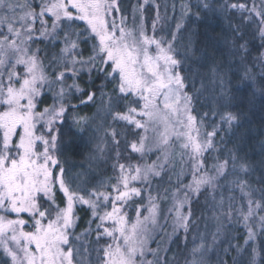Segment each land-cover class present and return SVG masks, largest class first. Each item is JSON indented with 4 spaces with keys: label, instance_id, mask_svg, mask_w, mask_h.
<instances>
[{
    "label": "snow or ice",
    "instance_id": "6c2138e0",
    "mask_svg": "<svg viewBox=\"0 0 264 264\" xmlns=\"http://www.w3.org/2000/svg\"><path fill=\"white\" fill-rule=\"evenodd\" d=\"M148 3L149 0H140L134 8V12L139 13L138 23L133 16V27L128 28L127 17H121L118 23L112 15L120 11L118 0H45L37 5L38 11L10 0H0V107L3 108L0 110V248L11 264H74L70 232L76 224L77 204L87 206L93 220L100 221L97 224L98 239L101 235L113 239V243L103 249V264H138V258H141L139 264H163L159 259H142L146 252L151 251L147 247L151 238L149 225L156 226L160 214L155 199L150 202L149 215L141 220L138 211L134 223L129 224L122 210L123 204L131 197L141 195V189L130 187L131 182L147 180L150 175L159 176L156 166L142 169L140 166L117 164L115 167L119 174L114 177L116 183L107 185L112 191L102 192L100 188L104 185L88 189L77 184L78 176H73L62 165L60 156L64 154V133L56 125L63 124L68 107L75 106L65 107L63 103H55L42 111H37V107L45 86L53 83L62 85L66 74L76 77L80 72L90 75L95 71L97 79L103 77L109 82L117 81L118 96H108L100 91L103 123L94 129L97 133L103 130V136L95 138L101 142L105 137L109 138L117 158L120 156L118 149L122 143L119 137L122 133L108 123L109 119L144 132L152 127L154 137L151 140L138 134L137 140L124 139L123 146L136 153L150 151L149 141L157 150L166 149L174 138L183 141L182 149L190 152L196 164L192 183L184 186L183 197L175 199L169 210L174 229L187 230L193 215L189 193L199 197L204 194L201 189L205 190L206 199L213 201L217 211L223 210L225 219L236 214L237 219L247 224L257 210L264 211V202L251 198L255 189L240 175H249L254 167L246 155L239 154L242 151L239 144L228 150L227 159L213 166L212 173L204 170L201 159L204 152L214 148L213 138L218 131L237 136L241 126L243 113L230 110L235 106L236 97L231 90H224L231 82L228 79L231 66L226 61H218L210 50L214 46L212 37L208 38L209 43L204 47H194L188 40L181 50L175 33L170 34V39L150 36L143 15L144 6ZM155 7L156 17L151 23L153 33L161 19L159 5ZM203 8L209 12L216 11L215 6L209 3H205ZM248 8L246 4L232 3L224 5L221 11L227 13L229 10ZM18 9L23 12L20 16L16 15ZM249 15L261 17L259 31L261 39H264V0H260L259 10L253 3ZM46 17L51 19L50 28ZM245 19L247 17L241 16V24ZM77 20L84 22L86 28L84 32L75 33L76 40L70 39L68 33L64 34L65 46L60 51L65 57L64 71L53 69V79L50 80L47 69L30 51L29 44L36 38L33 34L39 32L41 36L55 37L58 31H64V23ZM248 22L253 21L248 19ZM37 23L40 28L35 27ZM16 24L20 27H15ZM182 27V23H177V32ZM232 34L234 38L230 44L233 54L245 53L247 42L241 43L244 34L239 25L232 27ZM90 40L96 42L92 55L87 60L78 59L74 53L81 51L79 44H88ZM77 65H80L79 69ZM17 66L24 67L23 75L15 71ZM213 77L218 86H222L218 98L219 110L212 113L219 117V124L213 125V130L205 132L201 139V122L192 115L193 99L206 90L205 82ZM245 77L252 79L247 70L241 79ZM91 83L95 84V80ZM197 83L201 84L200 89L196 88ZM261 85V91H264V77H261ZM69 88L82 91L75 81ZM66 94L60 87L54 99L60 101ZM129 95L137 97L133 101L136 107L122 104ZM86 96L82 104L92 102L96 92H88ZM120 107H126V111H118ZM73 122L78 126L87 123L84 118ZM38 125L44 128L43 133L39 132ZM96 150H103L100 144H97ZM57 168L58 172L54 175L53 170ZM229 175L235 177L231 183L238 189H249L246 209L238 210L234 204L225 205L222 199L216 202L219 181L221 178L228 180ZM56 190L64 197V207L55 203ZM82 192L87 194V198ZM261 192V201H264V189ZM105 202H111V210L101 214L100 209L107 207ZM185 208L186 214L183 211ZM4 213L15 214L16 218L10 219ZM23 214H28L33 231H25L29 220L21 218ZM259 219L264 229V216ZM108 222H111V228L104 227ZM100 229H103L102 233ZM247 234L248 240H254L255 233L251 227L247 228ZM206 251L203 249L199 255L202 257ZM193 255H196L195 251ZM256 256L257 252L253 249L249 260L242 264H256ZM194 264H203V259L195 260ZM220 264L224 261L221 260ZM234 264H237L235 260Z\"/></svg>",
    "mask_w": 264,
    "mask_h": 264
},
{
    "label": "trees",
    "instance_id": "16d2710c",
    "mask_svg": "<svg viewBox=\"0 0 264 264\" xmlns=\"http://www.w3.org/2000/svg\"><path fill=\"white\" fill-rule=\"evenodd\" d=\"M28 1L37 11L39 10L37 5L45 2V0ZM139 2L140 0H118L121 15L127 17V21L136 16L138 23L139 13L134 12V8L138 6ZM205 3L214 5L216 11L209 12L204 9ZM232 3L246 4L249 8L242 11L229 10L227 13L221 11L224 5ZM253 3L259 10L260 0H149V3L144 6L143 15L146 31L150 36L155 35L157 39L161 37L170 39V34L175 33L181 50H183L182 45L188 40L194 47H204L209 43V37L214 38V46L210 50L218 61H226L231 66L228 74V79L231 82L227 83V88L224 89L231 90V93L236 97L235 106L230 110L242 112L243 117L237 136L223 131L217 132L213 138L214 148L204 152L201 157L204 170L212 173L213 166L227 159L228 150L232 149L235 144H239L242 150L239 154L246 155L254 167V171H251L249 175L244 176L242 173L240 175L255 189V194L251 198L258 202H264L261 201V190L264 189V163H262L264 162V91H261V77H264V39H261L259 31L261 17L249 15ZM155 5H159L161 19L153 33L151 23L156 17ZM241 16L247 17L243 24H241ZM248 19L253 22L249 23ZM177 23L183 25L179 32L176 30ZM73 25V29H66L69 27L64 23L62 27L66 30L63 33L76 37L75 33L84 32L85 28H82V24L73 22ZM237 25L240 26L241 32L244 34V41L241 43L247 42V51L243 54H233L231 49L230 41L234 38L232 27ZM128 26L130 27V24ZM56 37L49 36L37 43L29 44L36 46L34 53L38 58H43L44 66L51 61V54L62 49L60 41H55ZM93 42L90 40L88 44L80 43L86 57L89 56L88 53L95 44ZM18 68L21 69L20 66ZM108 70L110 71V68ZM245 70L251 74V80L246 77L241 79L244 77ZM18 73L23 75L24 68ZM233 73L237 75H233ZM51 75L52 78L53 72ZM97 76L98 73L95 71L90 75L80 72L76 84L82 91L69 89L65 95L66 99L61 102L65 107L69 105L75 107H68L64 123L57 124L56 127L61 128L64 133V154L60 156V159L65 169L70 170L73 176H78V184L83 187L92 189L104 185L100 191L111 192V188L107 185L116 183L114 177L119 174L115 167L117 164L144 168L151 164L157 165L162 159L157 158L159 151L136 153L131 151L130 147L123 146L125 138L129 141L137 140L136 134L146 136L149 130L144 132L123 122L113 123L109 119L108 123L122 133V136L119 137L122 143L121 148L118 149L119 158L116 157V151L112 150L109 138L105 137L103 142L95 138L103 136V130L99 133L94 131L103 123L100 91L103 90L112 97L119 95L116 90V80L109 82L103 77L97 79ZM93 80H95V84L91 83ZM205 83L206 90L202 94L198 93L193 99L192 111V114L197 116L198 121L201 122L199 125L201 139L205 132H211L212 126L219 122V117L212 118L214 116L212 113L219 110L218 98L222 90V86H218L214 77ZM196 88L200 89L201 84L197 83ZM88 92H96V96L92 102L82 104L81 101L87 99ZM136 99L137 97L134 95H129L122 104L136 107V104L133 103ZM55 103L60 102L54 99L45 86L44 95L38 103L37 111H42L46 107L50 108ZM117 110L126 111V107H120ZM98 113L101 115L98 116ZM205 113H209V115L205 116ZM81 118H84L87 123H81L78 126L73 122ZM81 128L84 131H79ZM39 132L43 133L44 128L39 129ZM97 144H100L102 151L96 150ZM195 164L196 161L192 156L187 160L182 156L181 151H177L171 157L163 160L159 176L153 175L147 181L144 180L145 182L136 181L137 184L134 181L131 182L130 187L141 189V195L131 197L122 206L129 224L137 220L138 211L139 218L143 219L153 199H155V203H160L157 224L154 227L149 225L151 238L148 242V249L151 251L146 252L142 259L146 261L159 259L163 264H192L194 244H203V248L207 249L202 257L199 255V259H203V264H220L221 260L224 261V264H234V260L237 264H242L243 261L249 260L253 249L257 252L256 264H264V229H262L259 219L264 216L262 210H257L256 215L247 224L243 220L237 219L236 214L225 219L222 215L223 210L217 211L213 207V201L206 199L207 193L201 189L204 194L199 197L189 193L193 215L187 230L174 229L169 209L175 199L183 197L184 186L192 183ZM229 171H231V163ZM234 178L232 175H229L228 180L221 178L216 202L218 203L222 199L225 205L234 204L238 210L246 209L249 189H238L231 183ZM86 181L87 183H85ZM81 194L87 197L86 193L82 192ZM41 202H44L43 199ZM63 202L64 197L56 190L55 203L63 207ZM45 206L47 207V205ZM183 211L186 214L187 208ZM23 216L25 220H29L26 227L32 230L28 214H23ZM75 216L76 224L71 232L70 240L75 251L74 259L77 256L79 258L82 253L88 258V264H102L103 249L112 244L113 239L106 235L97 238L99 222L93 220L92 212L87 206L77 204ZM104 227L109 226L104 225ZM248 227H251L255 233L254 240H248ZM100 232L102 233L103 229H100ZM77 237L78 239H76ZM140 259L138 258V264ZM0 264H11V260L7 258L1 248Z\"/></svg>",
    "mask_w": 264,
    "mask_h": 264
},
{
    "label": "rangeland",
    "instance_id": "374dc122",
    "mask_svg": "<svg viewBox=\"0 0 264 264\" xmlns=\"http://www.w3.org/2000/svg\"><path fill=\"white\" fill-rule=\"evenodd\" d=\"M10 2H12V3H14V4H18V5H27L30 9H35V7H33V4H31V3H29V1L28 0H10ZM36 10V9H35ZM23 14V12L22 11H20L19 9L17 10V13H16V15L17 16H20V15H22ZM115 18H116V20H117V22L119 23V20H120V18L121 17H123L122 15H121V10L117 13V12H113V14H112ZM46 20H47V22H48V26H49V28H50V25H51V19L50 18H48V17H46L45 18ZM75 23H80V24H82L83 25V27L82 28H86V24L84 23V22H82V21H79V20H77V21H75ZM65 24H67L68 25V27L69 28H66V29H73V26L74 25H76V24H74L73 25V22H66ZM128 24H130V27L128 26ZM15 27H17V28H19L20 27V25L19 24H16L15 25ZM35 27L36 28H40V24L39 23H37L36 25H35ZM126 27H128V28H131V27H133V24H132V20H130V21H127V23H126ZM81 28V27H80ZM63 29H64V27H63ZM66 29H64V30H66ZM64 34L65 33H63V32H59L58 31V33H57V35L56 36H58V37H56L55 38V41L56 40H58V41H60V44L62 45V48L65 46V44H64ZM36 38L31 42V44H33V43H37V42H39V41H41V40H43V39H45L46 37H49V36H41L40 35V33L39 32H36V33H34L33 34ZM69 35V37H70V39H72V40H76L77 38L76 37H74V36H70V34H68ZM54 38V37H53ZM93 43H96L95 41L93 42ZM29 48H30V51H31V53H34V51H35V49H36V46H34V45H32V46H30L29 45ZM79 48L81 49V45L79 44ZM92 48H93V46H92ZM153 49H150V51H152ZM61 51V50H60ZM60 51L59 52H56L55 54L53 53V54H51V56H52V59H51V61H49V62H47V64H46V66H44V62H43V58H40L39 57V61H40V63H41V65L45 68V69H47V75H48V77H49V79L51 80L52 78H51V74H52V72H53V69H55L56 70V72H61V71H64V67H63V64H64V61H65V57H62L61 56V54H60ZM89 56L90 55H92V49H91V51H89ZM74 55L78 58V59H84V60H87L88 59V57H86V55H84L83 54V52H82V49H81V51H79V52H77V53H74ZM45 58V57H44ZM54 61L56 62V63H54ZM53 62V63H52ZM49 64H51V68H48L49 67ZM21 67V69H19L18 68V66L15 68V71L18 73L20 70H22L24 67L23 66H20ZM77 67V69H79L80 68V65H77L76 66ZM85 67H87V66H85ZM85 73H87V72H85ZM87 75H89L88 73H87ZM76 80H77V76L76 77H73V76H69L68 74H66L65 75V77H64V80H63V84L62 85H58V84H55V83H53V84H50V85H47L46 86V88H48L49 89V91L51 92V94L55 97L56 96V94H57V92H58V90H59V88L60 87H63L64 88V90H65V92L66 93H68V91H69V86L70 85H72L73 84V82L75 81V83H76ZM16 86H18V84L16 85ZM66 98H65V96H63V98H62V100H65ZM62 100H60V101H58V102H60V103H62L61 101ZM134 107V106H133ZM0 110H3V108L2 107H0ZM192 115H194V114H192ZM212 118H215V116H213ZM216 124H219V122H217ZM42 127L40 126V125H38V129H41ZM162 130V129H161ZM146 136H148L149 138H150V140L154 137V132H153V129H152V127H149V131H148V133L146 134ZM149 143V147H150V151H159L158 152V155H157V158H160V159H162V161L160 162V163H158L157 165L156 164H151V165H148V166H156V170L158 171V172H160L162 169L160 168L161 167V165L163 164V160L164 159H167L168 157H171L172 155H173V153H175V152H177V151H181V154H182V156L183 157H186V159L188 160L189 158H190V156H191V154H190V152L188 151V150H184V149H182V147H181V145L183 144V141L182 140H178V139H173V140H171L170 141V144H169V146L166 148V149H160V150H157V148L155 147V145L154 144H152V143H150V141L148 142ZM42 150V149H41ZM143 169V168H142ZM53 172H54V175L56 174V172H58V168L57 169H54L53 170ZM151 176H153V175H150L149 177H148V179L151 177ZM147 179V180H148ZM146 180V181H147ZM141 182H145L144 180H141ZM76 183L78 184V179H77V181H76ZM134 183H136L137 184V182L136 181H134ZM104 192V191H103ZM85 198H87V197H85ZM173 201V200H172ZM174 202V201H173ZM173 202H172V205H171V207H170V209H172V207H173ZM106 204H107V207L106 208H101L100 209V212H101V214L104 212V211H110L111 210V204H109V202H105ZM157 205H158V207H160V203H156ZM63 207H64V202H63ZM169 209V210H170ZM159 210H160V208H159ZM170 212V211H169ZM5 215H8L9 216V218L10 219H15L16 218V216H15V214H11V213H4ZM149 215V213H148V211H147V214L144 216V217H146V216H148ZM159 216V215H158ZM76 217V216H75ZM143 217V218H144ZM21 218H23V219H25L24 218V216L22 215V217ZM158 218V217H157ZM99 223H100V221H98ZM105 225H108L109 226V228H111L112 227V225H111V222H108V223H106ZM74 229V228H73ZM72 229V230H73ZM34 229L32 228V230H30L29 229V227H25V231H33ZM72 230H71V232H72ZM71 232H70V240H71ZM147 247H149V245H147ZM204 247V245L203 244H194V247H193V253H194V251L196 252V255H194V258H193V261H192V264H194V261L195 260H197V259H199V254H200V252L201 251H203V248ZM2 249V248H1ZM3 250V249H2ZM34 250V249H33ZM65 250H67V248H65ZM74 250V249H73ZM74 253H75V251H74ZM76 256H77V254H76ZM76 259V260H75ZM74 259V264H88V258L84 255V254H82L81 253V255H80V257L78 258V256H77V258H75ZM103 264V263H102Z\"/></svg>",
    "mask_w": 264,
    "mask_h": 264
}]
</instances>
